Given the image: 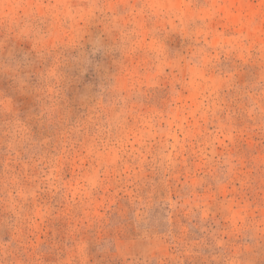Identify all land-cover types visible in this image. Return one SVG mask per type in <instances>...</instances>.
Returning a JSON list of instances; mask_svg holds the SVG:
<instances>
[{
    "label": "rangeland",
    "instance_id": "rangeland-1",
    "mask_svg": "<svg viewBox=\"0 0 264 264\" xmlns=\"http://www.w3.org/2000/svg\"><path fill=\"white\" fill-rule=\"evenodd\" d=\"M0 264H264V0H0Z\"/></svg>",
    "mask_w": 264,
    "mask_h": 264
}]
</instances>
